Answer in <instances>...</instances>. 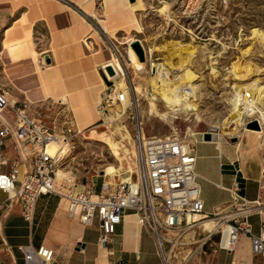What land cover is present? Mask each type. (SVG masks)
<instances>
[{
  "label": "rangeland",
  "instance_id": "374dc122",
  "mask_svg": "<svg viewBox=\"0 0 264 264\" xmlns=\"http://www.w3.org/2000/svg\"><path fill=\"white\" fill-rule=\"evenodd\" d=\"M25 1L30 10L32 0ZM66 1L91 20L94 31L89 39L98 42L95 47L105 58L100 69L103 71L102 66L116 58L124 65L126 76L114 82L108 80L110 85L104 81L98 69L99 81L102 79L106 86H101V94L108 88L115 92L128 91L130 104L127 109L115 105L106 115L99 113L101 121L84 131L82 137L74 139L75 148L70 150L59 167L72 178V184L63 185L65 194L73 189L95 192L97 187L99 191L104 180L110 182L113 178H119V174L126 180L132 178L129 181L136 179L139 168V152L134 141L137 122L142 124L146 137L177 134L189 145L207 132L219 139L222 136L224 141L232 143H240V138L246 133L256 135L258 141L264 142V126L260 131L248 129L247 125L253 117L245 115L243 120L236 122L239 115L232 112L230 105V100L233 101L238 92L244 94L257 85L264 87V39L254 36L255 32L264 34V0H135L133 3L130 0ZM25 20L15 28L21 27ZM9 31L4 48L11 52L14 51L13 35ZM137 41L144 50L145 62L132 48ZM30 43H34L36 51L40 53L35 62L38 71L51 69L48 61L45 63V60H40L46 54L49 55L45 53L48 41L41 27L31 33ZM84 44L92 48L87 40H84ZM190 53L193 54L192 58ZM189 59V69L195 75L192 83L198 88V99L195 101L197 108L188 101L177 119L154 115L150 105L156 94L151 82L159 80L162 70L173 79L180 77L186 71L183 69L184 60ZM7 86V90L15 92ZM135 89L138 91L135 92ZM19 98L22 100V97ZM60 100L47 97L48 102L38 105L24 101L18 103H27L32 116L49 128L57 125L59 131L63 117L58 114L61 112L60 107L64 108L58 104ZM62 100L68 104L65 97ZM97 101H101L100 97ZM156 105L160 114L169 112L163 100H158ZM257 115L260 116L259 113ZM259 120L263 125L261 118ZM243 122L247 125L243 126ZM222 128L227 130L225 135ZM233 139H237V142H233ZM69 149L67 143L66 147L59 146L58 152L61 150L66 154ZM131 166L135 172L130 173ZM24 171L22 167L20 179ZM115 183L118 184V181ZM228 214V210L222 212L217 222ZM211 219L214 220V217ZM225 226V229L219 227L213 230V240L220 242L221 229H229ZM194 231L197 232V238L199 234L201 237L208 235L201 224L191 230ZM99 235L97 222L86 229L87 253L80 256L77 263L96 264ZM178 253L176 251L172 257L171 264L184 263V259L177 256Z\"/></svg>",
  "mask_w": 264,
  "mask_h": 264
},
{
  "label": "crops",
  "instance_id": "0c3cea01",
  "mask_svg": "<svg viewBox=\"0 0 264 264\" xmlns=\"http://www.w3.org/2000/svg\"><path fill=\"white\" fill-rule=\"evenodd\" d=\"M24 2L0 0L2 81L17 93L8 90L9 100L38 105L53 100L46 101L47 97H65L68 104L60 107V111H71L78 126L83 131L90 130L102 119L97 110V100L102 97L97 73L105 61L103 53L95 47L98 42L89 39L94 31L91 20L66 0H32L30 10L27 1ZM24 19L25 23L15 28ZM40 27L46 33L48 50L45 53L49 54L51 69L38 71L35 62L40 53L35 44L30 43V38ZM8 30L13 35L14 51L11 52L4 48ZM84 40L90 42L92 48L86 46ZM5 126L15 127L14 114L6 112L0 116V132ZM240 139L241 144L223 139L221 143L206 142L201 135L191 144L197 156L195 172L204 214L220 215L235 199H243L248 208L254 209L247 219L251 235L264 238V142L250 134ZM2 150L8 165L0 166V172L10 173L19 159L18 152L10 140L0 152ZM23 159L20 170L24 167L25 171L22 179L19 176L21 181L32 168V156ZM94 194L100 195L101 187L99 191L96 187ZM7 200V194L0 190V203ZM39 200L33 225L23 219L17 205L9 215L3 213L0 264H24L20 247L29 245L40 250L39 254L48 264H79L76 260L87 253V228L81 225L77 216L68 213L65 197L48 194ZM196 234V231H190L185 237L188 245L177 250V256L184 259L199 247L198 242L205 240L202 255L195 256L190 264H264V258L252 252L250 235L240 233L234 251L229 252L219 248V242L212 239L213 234L210 237L199 234L198 238ZM222 234L223 243L229 239V229ZM97 245L96 264L163 263L153 234L139 224L133 212L124 215L107 249L100 247L98 242Z\"/></svg>",
  "mask_w": 264,
  "mask_h": 264
},
{
  "label": "built area",
  "instance_id": "2783aa9c",
  "mask_svg": "<svg viewBox=\"0 0 264 264\" xmlns=\"http://www.w3.org/2000/svg\"><path fill=\"white\" fill-rule=\"evenodd\" d=\"M48 59L49 56L45 55L42 61L45 60L46 63ZM246 94L249 98L250 93ZM8 96L0 65V116L6 112L15 116V127L5 126L0 132V149L6 148L10 140L19 155V162L15 161L10 173L0 172V190L8 197L7 202L0 203V219L3 213L9 215L17 205L23 219L33 225L39 199L43 195H59L65 197L68 213L77 216L83 227L88 228L95 222L98 223V244L107 249L116 227L123 222L124 215L133 212L137 215L139 224L153 234L162 264H171L176 251L188 245L185 242L186 235L199 224L200 221L195 216H203L205 219H217L219 216L204 214L195 172L197 156L193 145L187 144L177 134L146 137L140 122H137L134 140L139 152V176L136 181L118 184L113 191L103 182L100 195H95L92 190L73 189L63 196L55 189L54 180L60 165L70 150L75 148L74 139L82 137L84 131L67 109L58 114L63 117V122L57 131V125L49 128L32 116L27 103L11 101ZM124 101L123 92L116 94L113 89L108 88L102 93L98 111L106 115L115 105L123 106ZM58 104L66 107V104ZM257 118L253 117L250 121H258ZM246 125L243 122V126ZM59 139L66 141L70 149L66 154L60 151L51 156L47 152V145ZM0 156V166L8 165L7 160L3 159V150ZM30 156L32 168L21 181L20 162L24 161L23 157ZM227 210L229 214L225 220L234 229L233 240L232 244L223 246L221 229L219 248L233 252L239 234L245 233L251 236L252 252L264 258V238L252 236L251 226L247 223L254 209L248 208L243 199H235ZM212 232L208 231L209 237ZM204 241L198 242L199 247L190 251L183 264H189L195 256L202 255L201 249L206 244ZM20 251L24 256V264H48L41 258L40 250L33 246H22Z\"/></svg>",
  "mask_w": 264,
  "mask_h": 264
},
{
  "label": "bare ground",
  "instance_id": "6f19581e",
  "mask_svg": "<svg viewBox=\"0 0 264 264\" xmlns=\"http://www.w3.org/2000/svg\"><path fill=\"white\" fill-rule=\"evenodd\" d=\"M254 36L264 39V34L262 32H255ZM192 55L193 54L190 53L191 58H192ZM183 66H184L183 69L186 71L180 77H176L175 79H173L171 77V75L168 74V72L164 73L162 70L159 72L160 73L159 80H153L151 82V85L154 88L155 94H156V96H153V98L151 100V105H150L152 108L151 113H153L154 115H156V116L162 115V117H171L173 119H177V116L180 115V113L183 111V109L187 105L188 101H190L193 104L192 106H194L195 109L197 108V104L195 103V101H197V99H198V88H197V85L195 86L194 83H192L194 81L195 75L193 72H191V69H189L190 59L184 60ZM102 67H103L104 73L106 74L107 79L111 82H114L117 78H119L121 76H126L124 65L117 58L114 59L112 62H109V63L103 65ZM110 68L113 69V71H114L113 75H111L108 71V69H110ZM101 86L106 87L105 83L102 79H101ZM119 91H124V90H119ZM119 91H117L116 94ZM137 91H138V89L137 90L135 89V92H137ZM246 93H250L249 98H248ZM124 94H125V101L123 103V106H124V109H127L128 108L127 106L130 104V100H129L130 94L128 93V91H125ZM181 97L183 99H181ZM160 99L164 101L165 105L169 109L168 113L160 114V112L157 108V105H156V102ZM58 103L66 104V103H64L62 98ZM97 103H98V101H97ZM99 103H100V101H99ZM99 103H98V105H99ZM230 105L232 106V108H231L232 112H235L239 115V120H237L236 122L243 120L242 118L244 115H247V117H249V118L257 116L258 117L257 120L260 122L259 118H261L263 125L260 122L259 125H261L260 126L261 128L256 130V131H260L263 128V126H264V87L257 85V86H254L250 91L249 90L246 91L244 94H240L238 92V94L235 95L234 100L233 101L230 100ZM257 113H259L260 116H258ZM106 123H108V122H106ZM242 125H243V123H242ZM213 129L214 128H212V130ZM251 130H254V129H251ZM222 132H223V135H225L227 133V130L225 128H222ZM246 134H248V133H246ZM193 135L194 134H192V136ZM221 140H222V136H221V139H219L218 136L213 135V141L221 143ZM62 142H64V143L61 146ZM241 142L242 141H240V143H238V144H241ZM66 145H67V142L64 141L63 139H59V141L53 140V141L48 143L47 152L51 156H55L59 153L58 152L59 146H60V148H63V147H66ZM131 172H135V168L133 166H131L130 173ZM119 175H120L119 178H113L112 181H110V182L105 181L106 185L110 186L111 191H113L115 186L118 184L136 181L138 179V176H139V168L135 174V175H137V178L132 180V181H129L132 178L126 180L123 178V175H121V174H119ZM115 181H118V184L115 183L116 185H114L113 182H115ZM64 184H68V185L72 184V178L68 173H65V172H63V170L59 169L57 171V176L54 180V187L63 196L66 195L64 192L66 189H63ZM195 219L197 221H200L199 224H201L205 228V230H207V231H213L216 228H219V227L222 228L224 225H227L229 227V234L230 235H229V239L227 241L223 242L222 245L228 246V245L232 244L234 229L231 225L226 223V220H224L225 217L221 218L218 222L216 219H214V220H212V219L207 220L206 219L205 220V218L203 216H195ZM223 231L224 230L222 229V232Z\"/></svg>",
  "mask_w": 264,
  "mask_h": 264
},
{
  "label": "water",
  "instance_id": "95a60500",
  "mask_svg": "<svg viewBox=\"0 0 264 264\" xmlns=\"http://www.w3.org/2000/svg\"><path fill=\"white\" fill-rule=\"evenodd\" d=\"M132 3L135 1V0H130ZM132 48L136 51V53L138 54L140 60L142 62H145V53H144V50L141 46V43L139 41L135 42L133 45H132ZM48 63H50V59L47 60ZM109 73L111 75H113V69H108ZM100 73H101V76L103 77L104 81L110 85V82L108 81V79L106 78L104 72L100 69ZM247 128L249 129H254V130H258L260 129V125L258 123V121H251L248 125H247ZM203 139L204 141L206 142H210V141H213V135L211 132H207L205 134H203ZM233 142H237V139H233Z\"/></svg>",
  "mask_w": 264,
  "mask_h": 264
},
{
  "label": "trees",
  "instance_id": "16d2710c",
  "mask_svg": "<svg viewBox=\"0 0 264 264\" xmlns=\"http://www.w3.org/2000/svg\"><path fill=\"white\" fill-rule=\"evenodd\" d=\"M101 187V186H100Z\"/></svg>",
  "mask_w": 264,
  "mask_h": 264
}]
</instances>
